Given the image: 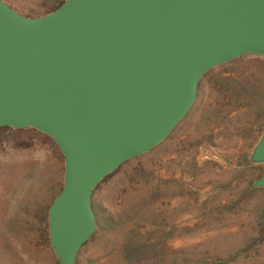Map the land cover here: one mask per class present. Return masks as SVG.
Returning <instances> with one entry per match:
<instances>
[{
    "label": "water",
    "instance_id": "95a60500",
    "mask_svg": "<svg viewBox=\"0 0 264 264\" xmlns=\"http://www.w3.org/2000/svg\"><path fill=\"white\" fill-rule=\"evenodd\" d=\"M246 55L264 59V0H64L39 17L0 0V128L35 130L64 158L48 210L59 264L98 231V186L170 137L209 72ZM248 162L264 167V130Z\"/></svg>",
    "mask_w": 264,
    "mask_h": 264
},
{
    "label": "rangeland",
    "instance_id": "374dc122",
    "mask_svg": "<svg viewBox=\"0 0 264 264\" xmlns=\"http://www.w3.org/2000/svg\"><path fill=\"white\" fill-rule=\"evenodd\" d=\"M39 17L64 0H4ZM264 130V59L209 72L186 119L93 195L98 231L76 264H264V167L246 161ZM64 158L47 136L0 128V264H59L48 210ZM263 217V218H262Z\"/></svg>",
    "mask_w": 264,
    "mask_h": 264
},
{
    "label": "trees",
    "instance_id": "16d2710c",
    "mask_svg": "<svg viewBox=\"0 0 264 264\" xmlns=\"http://www.w3.org/2000/svg\"><path fill=\"white\" fill-rule=\"evenodd\" d=\"M246 166L247 167H252L250 164H249V162L248 161H246ZM119 170V169H118ZM118 170H117V172H118ZM117 172H115V173H117ZM114 175V174H113ZM259 191H263V190H254V189H252V187H249V192L251 193V194H255V193H257V192H259ZM263 218V217H262Z\"/></svg>",
    "mask_w": 264,
    "mask_h": 264
}]
</instances>
